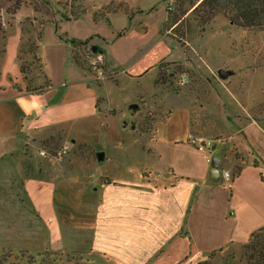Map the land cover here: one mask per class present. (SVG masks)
I'll list each match as a JSON object with an SVG mask.
<instances>
[{
    "label": "rangeland",
    "instance_id": "rangeland-1",
    "mask_svg": "<svg viewBox=\"0 0 264 264\" xmlns=\"http://www.w3.org/2000/svg\"><path fill=\"white\" fill-rule=\"evenodd\" d=\"M16 1L22 2V9L33 8L35 0H0V18L6 33L10 21L18 22L20 9L14 15L7 12ZM46 1L51 4L52 15L38 14L32 28L35 32L30 35L34 40L46 21L64 17V14L73 15L97 3H104L110 10H123L129 3L135 10L141 9L145 16L143 26L135 22L130 34L139 43L135 53L122 63L116 45L114 48V57L120 62L117 65L138 66L124 69L126 71L116 76L107 72L104 78L98 79L99 83L103 81L100 101L108 117L104 129L113 142L103 143L108 158L100 163L91 157L94 151H86L88 147L71 146L65 155L68 162L64 163L69 164L71 160L70 169L67 176L58 177L56 181V214L59 216V212H63L65 204L64 212L68 213L61 215L69 218L73 229L93 224L90 223L91 211L85 203L91 206L99 200L102 177L137 179L149 173L155 179L174 174L178 178L190 176L193 179L203 178V173L208 175V154L189 143V138L195 134L210 139L220 137L225 140L227 152L233 154L237 148L244 158L245 174L239 186L236 187V178L229 184L219 179L215 185L224 203L232 199L231 189L240 197L242 190L263 186L264 30L244 29L220 14L202 32L192 19L190 9L184 23L189 31L180 41L164 27L167 7L173 6L174 0ZM118 17V23L123 24L125 20ZM1 37L0 68L14 64L13 58L3 53ZM82 52L90 67L91 57L98 52L89 53L86 49ZM23 59L32 60L29 55ZM160 65H163L166 79L164 85L156 86ZM220 68L231 69L234 74L222 79L218 74ZM31 70L32 83L26 82V85L44 84L38 64H31ZM2 80L0 74V82ZM134 105H138L137 108ZM53 148L52 153L60 147ZM92 148L96 149L94 145ZM221 148L216 156L221 159L222 166L225 164L234 170L241 164L232 160L241 155L225 158ZM211 182V179L207 181ZM21 189L22 184L17 181L12 194L6 198V208L0 207V264H105L102 259L91 257V251L69 254L60 244L49 245L47 226L30 207L36 205V199L29 201V205ZM259 192L264 193V189ZM45 201L46 197H41L39 215L47 221ZM240 203L239 200L237 206ZM243 250L237 249V256H240L237 259H241Z\"/></svg>",
    "mask_w": 264,
    "mask_h": 264
},
{
    "label": "crops",
    "instance_id": "crops-1",
    "mask_svg": "<svg viewBox=\"0 0 264 264\" xmlns=\"http://www.w3.org/2000/svg\"><path fill=\"white\" fill-rule=\"evenodd\" d=\"M126 7L130 14L124 12L126 8L110 10L104 3H97L79 15L56 17L41 26L38 55L51 81V86L41 94L27 91L18 62L22 42L19 21L34 17L35 10L31 6L23 7L17 23L5 24L8 30L5 54L13 58L14 64L0 68L3 78L0 82V207L6 208V198L12 194L16 182H21L28 204L36 199L35 206L29 205L46 224L49 245L60 244L69 254L91 251V257L102 259L105 264H199L214 252L217 254L213 264H224L226 257L237 259L240 257L237 249H244L252 232L264 226V193L259 192L264 189V179L263 186L242 190L240 197L231 189L232 199L224 203V197L215 187L222 178H215L210 169L208 175L203 173V178L193 179L178 178L175 174L155 179L149 173L137 179L102 177L99 200L91 206L85 203L93 224L73 229L69 218L61 215L68 213L64 212L65 204L63 212L56 214V181L67 176L71 160L64 164L68 162L65 158L54 159L51 156L54 145L61 148L71 143L72 147H88L86 151H94L91 157L97 160V151L106 149L103 143H113L104 129L108 117L100 101L103 81L98 82L89 66L83 68L76 63L74 51L85 49L71 39H90V46H98L97 52L105 56L106 69L112 75L134 69L138 65H117L120 62L114 57L115 45L123 63L139 44L130 34L135 22L143 26L144 13L129 3ZM118 16L125 20L123 24L118 23ZM52 137L55 140L48 145L46 142ZM224 145H218L214 157L222 147L225 158L239 154L240 158L236 156L232 160L242 164V154L237 148L230 154ZM44 150L48 156L41 154ZM105 155L106 160L107 152ZM85 160L89 162L87 157ZM244 174L243 164L236 187ZM210 179L211 184L207 183ZM43 196L47 221L39 215Z\"/></svg>",
    "mask_w": 264,
    "mask_h": 264
},
{
    "label": "trees",
    "instance_id": "trees-1",
    "mask_svg": "<svg viewBox=\"0 0 264 264\" xmlns=\"http://www.w3.org/2000/svg\"><path fill=\"white\" fill-rule=\"evenodd\" d=\"M174 2L175 4L173 6L167 7L168 16L164 27L167 31L171 30L172 36L180 41L184 39L187 31H189V28H184V23L187 22V14L190 9H192L190 13L193 17L192 19L196 22L197 27L200 28L202 32H204L206 26L220 14H223L232 23L244 29L264 30V0H174ZM11 6L12 7L7 9V12L8 14L14 15L21 8L22 2L16 1ZM33 8L36 12L35 16L26 17L20 22L22 42L18 55V62L20 64V72L23 75L24 80L29 83H32V80L29 79V74L32 73L31 64H38V68L41 71V78L44 80V84H41L37 87L27 85L26 88L27 91L32 94H41L45 89L51 86V81L45 74L42 59L38 55V47L42 37L41 31L39 29L35 40L30 35L34 31L32 28L33 24L38 20V14H42L43 16H50L52 15V10L50 2L46 0H35ZM84 11L85 8L79 12L74 13L73 15H79ZM124 12L126 14H130L128 8H126ZM64 17H66L65 14ZM50 21L52 20H48L45 23ZM43 24H41V26ZM0 36H2L1 39L3 41L4 48L7 33L2 29L1 18ZM71 41L75 45H78V47L81 46L82 48L88 50L89 53L93 52V46L89 45L90 39L84 41L71 39ZM97 50L98 52L100 51V48L98 46ZM3 53H5V48L3 49ZM26 55H29L32 60L29 61V59H23V57ZM85 58L86 56L83 52L81 53L77 50L74 51V60L83 68L88 67V62ZM162 68L163 65H160V71L155 81L156 86H159V84H165L166 78H164L165 74L163 73ZM54 140L55 138L52 137V139H49L46 143L50 145V142ZM56 146L57 144L54 145V147ZM243 161L244 158H242V164L235 166L233 170V181L235 180V178L240 176L243 170ZM104 180L108 181L109 179ZM243 248L244 252L238 262H236V257H226L224 259V264H264V226L252 232L248 242L244 245ZM216 254V252L212 253L208 260L200 262L199 264H213V260L216 257Z\"/></svg>",
    "mask_w": 264,
    "mask_h": 264
},
{
    "label": "built area",
    "instance_id": "built-area-1",
    "mask_svg": "<svg viewBox=\"0 0 264 264\" xmlns=\"http://www.w3.org/2000/svg\"><path fill=\"white\" fill-rule=\"evenodd\" d=\"M90 60H91L90 61L91 70L97 75L98 78H104L105 74L108 72L106 69L107 63L105 60V56L101 53H98L97 55L92 56ZM224 142L225 140L222 138L210 139L205 135H199V134L192 135L189 138L190 144L195 146L198 150L208 154L207 161L210 164L212 163L218 145H221ZM70 147L71 144L67 143L63 145L61 148L51 153V156L54 159L62 160L65 158V155L68 153ZM41 154L43 156L49 155V153L46 150L42 151ZM219 169H220V177L224 180L226 184H229L230 182L233 181V169L231 168L229 169L228 166L225 164H223L222 166L221 161H220Z\"/></svg>",
    "mask_w": 264,
    "mask_h": 264
},
{
    "label": "water",
    "instance_id": "water-1",
    "mask_svg": "<svg viewBox=\"0 0 264 264\" xmlns=\"http://www.w3.org/2000/svg\"><path fill=\"white\" fill-rule=\"evenodd\" d=\"M97 47L93 46V52H97ZM218 74L222 79H227L229 78L232 74H234V71L231 69H226V68H220L218 70ZM138 105H134V108H137ZM106 158L105 152L104 151H98L97 152V160L98 162H103ZM220 161L221 159L218 156H215L212 160L211 163V168H210V172L212 173V175L215 178H219L220 176V169H219V165H220Z\"/></svg>",
    "mask_w": 264,
    "mask_h": 264
}]
</instances>
